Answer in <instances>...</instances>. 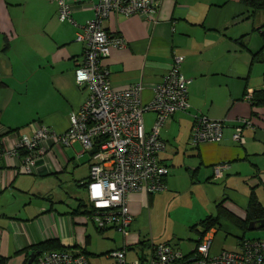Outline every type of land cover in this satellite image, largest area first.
I'll return each mask as SVG.
<instances>
[{
    "label": "crops",
    "instance_id": "crops-1",
    "mask_svg": "<svg viewBox=\"0 0 264 264\" xmlns=\"http://www.w3.org/2000/svg\"><path fill=\"white\" fill-rule=\"evenodd\" d=\"M67 1L74 5L71 21H60L50 0H0V152L11 150L18 136L30 135L34 122L65 132L70 114L88 96L74 78L85 49L76 35L94 17L98 0ZM102 26L125 41L102 60L112 87L141 82L143 103L152 100L173 56H184L180 69L190 80L189 107L160 128L165 149L159 159L168 167L162 192H190L199 206L198 222L216 216L219 203L240 220L251 197L264 208V106H252L245 97L264 82V12L250 15L241 0H159L152 18L113 13ZM261 49V57H254ZM195 114L224 120L222 138L193 144ZM154 118L152 111L144 113L146 130ZM239 119L248 121L243 144L232 138ZM52 153L32 174L18 171L19 155L0 156V259L6 264H25L37 244L51 239L64 248L88 249L87 205L76 194L88 179L89 154L78 143L52 146ZM217 164L227 165L220 177ZM154 194L130 195L132 231L117 248L125 241L136 248L145 236ZM216 227L237 244L241 237L264 239L248 236L250 230L223 215L209 229L213 236Z\"/></svg>",
    "mask_w": 264,
    "mask_h": 264
},
{
    "label": "built area",
    "instance_id": "built-area-1",
    "mask_svg": "<svg viewBox=\"0 0 264 264\" xmlns=\"http://www.w3.org/2000/svg\"><path fill=\"white\" fill-rule=\"evenodd\" d=\"M57 4L60 21H71L74 5L67 0H50ZM159 0H98L93 5L94 17L87 20L76 40L85 43L81 60L74 68L77 85L88 88L84 103L69 116L68 128L63 133L51 130L43 123L31 124L30 135H20L11 150L2 154L19 155L25 152L18 171L32 174L38 169V161L53 158L52 146L72 147L78 143L89 155L87 195L88 221L101 231L112 228L126 238L132 231L134 216L129 209L132 193L151 195L166 190L168 167L159 159L165 149L160 138V128L177 111L188 107L187 79L181 72L184 56L174 55L172 64L160 83L154 88V96L148 103L141 100L142 84L136 82L126 88H113L102 60L111 48L125 45L120 35L104 30L102 23L109 15L129 16L140 14L152 18ZM246 99L249 101L251 92ZM152 111L154 122L149 130L144 124V113ZM239 119L232 138L243 144V126ZM224 120L210 119L195 114L191 142L218 141L222 138ZM50 143V147L47 146ZM226 164L214 168L220 177ZM213 232L208 230L196 241L193 249L184 254L168 241L154 243L151 237L142 236L136 241V257L128 259L130 247L124 242L121 248L107 255L115 264H264V239L244 238L234 250L223 249L210 255ZM30 264H90L87 255L79 248L51 250L38 254Z\"/></svg>",
    "mask_w": 264,
    "mask_h": 264
},
{
    "label": "rangeland",
    "instance_id": "rangeland-1",
    "mask_svg": "<svg viewBox=\"0 0 264 264\" xmlns=\"http://www.w3.org/2000/svg\"><path fill=\"white\" fill-rule=\"evenodd\" d=\"M76 196L87 205L86 188L80 187ZM197 195V194H196ZM198 196V195H197ZM154 203L148 208V224L145 237H151L154 243L168 241L180 248L184 254H188L198 239V231L202 226L198 225L197 230L192 226L198 222V204L193 203L191 194L186 189L179 192H156ZM90 242L86 255L90 264H115L114 259L107 255L108 251L117 248L123 236L115 230L99 231L93 222L89 221ZM217 231L213 236L210 255H216L223 249L234 250L237 246V239L228 234L223 228L216 227ZM248 236H264V230H251ZM137 247L129 250V259L136 257ZM140 254V251L138 252Z\"/></svg>",
    "mask_w": 264,
    "mask_h": 264
},
{
    "label": "trees",
    "instance_id": "trees-1",
    "mask_svg": "<svg viewBox=\"0 0 264 264\" xmlns=\"http://www.w3.org/2000/svg\"><path fill=\"white\" fill-rule=\"evenodd\" d=\"M241 2L247 6L250 15L254 14L257 11L264 12V0H241ZM262 37H264V32H262ZM261 51L262 49L258 53H256L254 57L260 58ZM262 81H264V78H262ZM249 103L252 106H264V82H262V86L260 88L255 89L253 92H251V98L249 99ZM24 154L25 152H23L22 150L19 151V155L22 156ZM83 212L85 214L87 213L86 206ZM222 215L226 217L228 220H231L236 226L240 227L243 231H246L248 223L250 221L264 218V208H262V206L256 201L255 198L251 197L248 207H247V211H246V218L245 220H240L237 217H235L232 213L227 211L225 208H223L222 204L219 203L217 205V215L216 216H207L201 219L197 224H194L192 226V229H195L196 231H198L197 226L201 225L203 230L198 231L201 237L211 227L219 224V218ZM99 231L101 232V230ZM243 239L244 237H241L239 242H241ZM62 249H65V248L60 244V242L57 239L47 240L35 246V251L38 252V254H41L46 251L62 250ZM84 253L86 254V251H84ZM0 264H6V261L4 258L0 259Z\"/></svg>",
    "mask_w": 264,
    "mask_h": 264
},
{
    "label": "water",
    "instance_id": "water-1",
    "mask_svg": "<svg viewBox=\"0 0 264 264\" xmlns=\"http://www.w3.org/2000/svg\"><path fill=\"white\" fill-rule=\"evenodd\" d=\"M248 230H257V229H264V218L252 220L248 223L247 226ZM38 255V252H32L29 257L27 258V261L25 264H30L34 258Z\"/></svg>",
    "mask_w": 264,
    "mask_h": 264
}]
</instances>
